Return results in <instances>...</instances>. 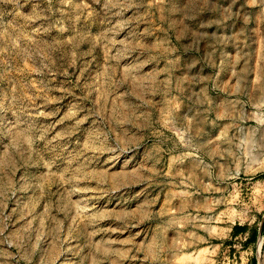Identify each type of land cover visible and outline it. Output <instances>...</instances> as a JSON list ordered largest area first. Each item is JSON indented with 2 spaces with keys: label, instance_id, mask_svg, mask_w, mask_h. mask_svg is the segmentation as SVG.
I'll return each mask as SVG.
<instances>
[{
  "label": "rangeland",
  "instance_id": "1",
  "mask_svg": "<svg viewBox=\"0 0 264 264\" xmlns=\"http://www.w3.org/2000/svg\"><path fill=\"white\" fill-rule=\"evenodd\" d=\"M263 217L264 0H0V264H264Z\"/></svg>",
  "mask_w": 264,
  "mask_h": 264
},
{
  "label": "trees",
  "instance_id": "2",
  "mask_svg": "<svg viewBox=\"0 0 264 264\" xmlns=\"http://www.w3.org/2000/svg\"><path fill=\"white\" fill-rule=\"evenodd\" d=\"M264 227V217L262 218V222H261V228H263ZM240 230V231H242L243 229H244V227H239V226H235V230Z\"/></svg>",
  "mask_w": 264,
  "mask_h": 264
},
{
  "label": "bare ground",
  "instance_id": "3",
  "mask_svg": "<svg viewBox=\"0 0 264 264\" xmlns=\"http://www.w3.org/2000/svg\"><path fill=\"white\" fill-rule=\"evenodd\" d=\"M118 153H119V152H118ZM113 156H114V155H113ZM113 158H115V160L122 161L123 156H122V155H118V156H115V157H113Z\"/></svg>",
  "mask_w": 264,
  "mask_h": 264
}]
</instances>
